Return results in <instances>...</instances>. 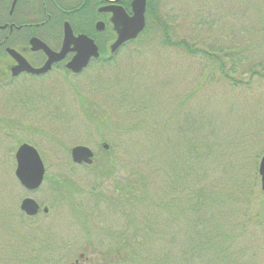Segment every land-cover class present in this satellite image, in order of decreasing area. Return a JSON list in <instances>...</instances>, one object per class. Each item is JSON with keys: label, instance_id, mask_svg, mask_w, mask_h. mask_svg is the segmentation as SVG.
I'll return each mask as SVG.
<instances>
[{"label": "rangeland", "instance_id": "1", "mask_svg": "<svg viewBox=\"0 0 264 264\" xmlns=\"http://www.w3.org/2000/svg\"><path fill=\"white\" fill-rule=\"evenodd\" d=\"M156 3L171 43L154 28L100 69L48 75L40 93L0 86V264H68L79 253L87 264H264V82L230 87L201 57L261 44L251 32L264 0ZM22 142L45 166L33 191L14 175ZM75 145L93 151L92 165L71 161ZM59 179L72 183L69 200L53 189ZM26 196L48 212L27 218Z\"/></svg>", "mask_w": 264, "mask_h": 264}, {"label": "flooded vegetation", "instance_id": "2", "mask_svg": "<svg viewBox=\"0 0 264 264\" xmlns=\"http://www.w3.org/2000/svg\"><path fill=\"white\" fill-rule=\"evenodd\" d=\"M121 1H118V4L122 5L126 10ZM130 2L131 0H129V9L128 11L126 10L128 13L130 11ZM63 3V0H0V86L9 95L14 93L26 94L27 91H34L35 93L39 91L40 93L43 79L59 69L64 70V73L68 71L69 74L76 75L83 73L90 65H94L98 69L105 66L108 55L105 49L100 48L95 38H93L99 55L91 58L87 66L79 73H73L65 66L75 54L73 51L67 52L62 60L53 62L50 69L46 72L36 74L24 68L23 60L30 67L38 69L48 59L46 51L33 48L30 40L34 37L44 42L52 51L58 52L61 49L63 24L67 21L71 26L68 16L73 12V10L65 8ZM108 4L109 1L104 0L102 4L94 8L92 15V29L94 32H103L97 31L95 28V24L98 21H103L105 27L106 23L109 22L110 13L99 12V8ZM60 15L63 18L59 25L58 17ZM73 32L75 35L83 33L74 29ZM133 42H138V40L127 41L118 50ZM9 49L14 50L16 54L11 53ZM79 165L86 166L84 164ZM90 260L85 253H79L77 258L68 264H87Z\"/></svg>", "mask_w": 264, "mask_h": 264}, {"label": "water", "instance_id": "3", "mask_svg": "<svg viewBox=\"0 0 264 264\" xmlns=\"http://www.w3.org/2000/svg\"><path fill=\"white\" fill-rule=\"evenodd\" d=\"M107 1H109V4L99 8V12L110 13L109 22L112 25L115 38L109 45V52L113 54L126 41L136 38L144 29L146 0H131L130 13L126 12L122 5L118 4L120 0ZM95 28L97 31H103L105 28L104 22L98 21L95 24ZM30 42L34 49H43L48 54L47 61L38 69L30 67L22 59L24 68L36 74L48 71L53 62L62 60L69 51H73L75 54L65 66L73 73L81 72L91 58L99 55L93 39L84 33L75 35L67 21L63 24L62 46L58 52L52 51L38 38L34 37ZM9 51L16 54L12 49H9ZM103 147L107 148V145L104 144ZM14 157L16 162L14 175L19 184L28 191L38 189L43 182L45 168L37 150L27 143H21L17 147ZM92 157V150L85 145H75L70 150V158L76 164L89 165L92 163ZM258 174L261 190L264 191V155L261 156L258 163ZM19 207L29 217L36 215L40 208L39 204L31 197H24L20 201ZM47 211V207H42V212L47 213Z\"/></svg>", "mask_w": 264, "mask_h": 264}, {"label": "trees", "instance_id": "4", "mask_svg": "<svg viewBox=\"0 0 264 264\" xmlns=\"http://www.w3.org/2000/svg\"><path fill=\"white\" fill-rule=\"evenodd\" d=\"M63 6L65 8L73 10L68 16L70 24L72 28L77 32H83L87 35L95 38L96 42L99 44L100 48H104L106 53L108 54V44L112 38H114V33L110 28L109 23H106V28L103 32L97 33L92 29V20H93V12L94 8L99 4H102L104 0H63ZM121 3L125 6L126 10L129 9V0H122ZM61 4V3H60ZM63 16L58 17L59 25ZM145 28L144 30L133 40H140L147 32L151 29L156 28L160 30L163 37L162 41L164 43H171L170 37L167 34V26L168 23L165 18L159 13L157 8L156 0H147L146 9H145ZM263 22V20H262ZM82 23H86L83 25ZM78 24L82 25L80 27ZM255 30V33L251 32L252 35L259 36L261 32L264 34V23L261 24ZM257 33V34H256ZM106 37L103 42L100 41L99 37ZM173 45H177L181 47L188 55H194L196 51H198L195 47H192L184 40H178ZM103 45V46H102ZM247 50L248 55H256V58H246L242 57L244 51ZM203 62L209 69L210 75L214 74L217 79L221 80V82L227 84L230 87L238 88L240 84L245 85L249 83L251 80H255L256 83L264 82V59L261 56H264V39L254 45H250L249 47H239L238 44L233 46H214L211 47L208 51L203 50L202 52ZM259 56L261 58H259ZM112 57H108L106 63ZM67 74L68 71H65ZM215 78V77H214ZM81 105H84V100L80 98ZM83 111L88 112L83 108ZM91 116V114H87ZM68 153L70 148H67ZM56 183L53 186V189L56 191V194H60L61 191L66 192V195H58L59 199L67 200L70 199V190L72 183H68L65 179L56 180ZM32 218V217H27ZM125 234H122L118 240L126 243ZM117 249V248H116ZM54 259L50 260V263H53Z\"/></svg>", "mask_w": 264, "mask_h": 264}]
</instances>
